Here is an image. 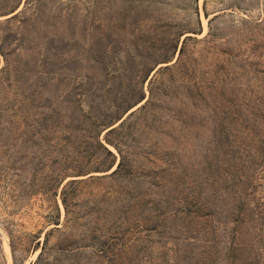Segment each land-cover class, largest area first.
Returning a JSON list of instances; mask_svg holds the SVG:
<instances>
[{
  "label": "rangeland",
  "instance_id": "obj_1",
  "mask_svg": "<svg viewBox=\"0 0 264 264\" xmlns=\"http://www.w3.org/2000/svg\"><path fill=\"white\" fill-rule=\"evenodd\" d=\"M0 48V264H264V0H0Z\"/></svg>",
  "mask_w": 264,
  "mask_h": 264
},
{
  "label": "trees",
  "instance_id": "obj_2",
  "mask_svg": "<svg viewBox=\"0 0 264 264\" xmlns=\"http://www.w3.org/2000/svg\"><path fill=\"white\" fill-rule=\"evenodd\" d=\"M15 16H16L15 14L12 15V17H15ZM0 53L3 54L4 63H6L7 59H6L5 56H7V52L6 51H2V49L0 48ZM4 65H2L0 68L1 69L5 68L6 66H4ZM113 107H117V105L115 104V105H113ZM101 116L102 117H100L99 113H98V115H94L95 118L97 117V119L94 122V125L97 126V129H95L96 140H97L98 144L100 145V147L104 150L106 155L109 156V163L112 164L114 162V155H113L112 151L109 148H107L106 145L102 141L99 140L98 135H99V132H100L101 128H106V127L110 126L112 123H114V121H115L114 119H116L118 116L116 114L113 115L112 117L109 116L107 118L106 117L104 118L103 115H101ZM116 126L117 125H113V126H110L109 128H107L105 130L103 138H104L105 142L113 145L119 151V148L116 145V141H115L114 137L113 136H109V133L113 132L116 129ZM118 126H120V123L118 124ZM120 163H121V155H120V158L116 162L115 168L111 172L115 171ZM74 181H76V179L72 178V179H69L67 182L71 183V182H74ZM61 194H62L61 195V200H62V202H63V204L65 206V201H64L65 200V190L64 189H61ZM46 233L47 232H45L43 243H44V241L46 239ZM40 253H41V251L38 252V254L36 256V261L39 258Z\"/></svg>",
  "mask_w": 264,
  "mask_h": 264
}]
</instances>
